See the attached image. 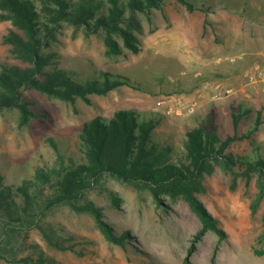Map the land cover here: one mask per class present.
Here are the masks:
<instances>
[{"label":"rangeland","instance_id":"1","mask_svg":"<svg viewBox=\"0 0 264 264\" xmlns=\"http://www.w3.org/2000/svg\"><path fill=\"white\" fill-rule=\"evenodd\" d=\"M214 2L213 13L207 14L200 9L191 12L179 0H168L163 10H154L152 19L141 16L143 29L136 31L141 51L135 53L126 47L123 54L113 57L105 53L102 33L86 34L66 24L51 47L59 54L61 66L86 74L93 70L127 74L143 88L124 85L107 95L92 94V103L26 91L35 101L32 107L44 116L21 126L17 109L0 113V166L7 183L12 182V172H21L14 170L18 161L30 173L35 165L54 163L55 151L46 141L49 136L57 138L69 152L76 151L83 122L97 115L111 116L117 109L163 114L164 122L158 129L162 140L168 139L183 150L186 126L214 105L228 129L233 102L245 100L261 108L264 80L257 77L255 53L264 49V23L260 21L264 15L255 12L263 8L262 0H249L252 15L238 11L245 6L244 0ZM11 27V21L0 20V61L10 59V46L3 38ZM118 40L123 44L121 37ZM256 80L259 91L254 87ZM211 81H224L236 88L210 90L216 86L209 84ZM161 99L163 104L158 103ZM258 138L264 145V123ZM233 149L251 151L252 147L245 141ZM258 181V175L249 180L235 178L222 166L206 175V191L198 196L219 219L225 236L208 230L195 242L188 260V250L202 226L189 203L166 195L158 202L149 189L109 174L87 197L103 208L105 219L118 234L129 232L127 247L110 241L92 214L76 212L68 205L53 209L43 224L54 225L63 235H73L67 244L76 243L81 254L50 245L38 228L31 230L27 244H40L60 264H264V200L256 212L252 210ZM113 194L122 198L119 205L114 203ZM13 246L15 250L1 252L0 264H23L14 259L32 251L21 243Z\"/></svg>","mask_w":264,"mask_h":264},{"label":"trees","instance_id":"2","mask_svg":"<svg viewBox=\"0 0 264 264\" xmlns=\"http://www.w3.org/2000/svg\"><path fill=\"white\" fill-rule=\"evenodd\" d=\"M167 1L0 0V20L12 23L3 38L10 46V59L0 61V113L17 109L21 126L44 116L32 107L35 101L26 96L28 90L71 102L82 98L92 103V94L107 95L124 85L143 88L127 74L103 70L86 74L61 66L59 54L51 47L68 24L76 30L83 29L86 34L102 33L107 56L121 55L126 47L139 53L140 39L136 31L143 29L141 16L152 19L154 10H163ZM179 1L191 12L200 9L209 14L215 9L214 0ZM249 3L244 0L245 6L238 10L242 15L253 14ZM261 5L263 8H256L258 15H264V0ZM118 37L123 39V44ZM230 111V129L220 120V112L215 108L205 116H194L195 123L186 126L183 150H178L173 142L161 138L158 129L163 125V114L136 108L117 109L111 116L97 115L83 122L76 151L69 152L57 138L49 136L46 141L55 151L54 163L35 165L34 172L30 173L18 161L14 170L21 172H12V182L8 183L0 166V257L2 251H13V245L21 243L32 251L15 258V262L60 264L40 244H27L33 228L40 229L50 245L80 253L76 243L67 244L74 239L73 235H63L54 225L43 224L49 213L62 205L92 214L110 241L127 247L131 240L129 232L118 234L105 219L103 208L87 197L106 174L149 189L158 202L166 195L189 203L202 226L186 260L194 251L195 242L208 230L216 231L223 238L225 233L219 219L198 196L206 191L207 174L222 166L235 178L244 176L249 180L258 175L259 192L252 203L253 212L264 200V145L258 138L264 123V105L258 108L239 100L231 104ZM245 141L251 145V151L233 149ZM113 200L119 205L122 198L113 194Z\"/></svg>","mask_w":264,"mask_h":264},{"label":"crops","instance_id":"3","mask_svg":"<svg viewBox=\"0 0 264 264\" xmlns=\"http://www.w3.org/2000/svg\"><path fill=\"white\" fill-rule=\"evenodd\" d=\"M213 13V12H212ZM264 49H261V48H259L258 50H257V52L255 53V55H258L257 57H256V61H259L258 63H255L254 65L258 68V72H260L258 75H257V77L258 78H260V79H262V80H264ZM258 59V60H257ZM255 68V67H254ZM257 72V73H258ZM237 75V74H236ZM260 76V77H259ZM262 77V78H261ZM259 81V80H258ZM211 83H213V84H216V86H213V88H211L210 90H216L217 91V89L219 88V87H230V86H232L230 83H227L226 84V82H224V81H211V82H209V84H211ZM235 83L236 84H238V82H237V79L235 80ZM254 83H255V86L254 87H256L257 89H258V91H259V83L257 82V80L256 81H254ZM264 87V86H263ZM236 87H230V88H228V90H234ZM218 107V106H217ZM212 108H215V109H217L216 108V106L214 105ZM211 108V109H212ZM218 110V109H217Z\"/></svg>","mask_w":264,"mask_h":264},{"label":"built area","instance_id":"4","mask_svg":"<svg viewBox=\"0 0 264 264\" xmlns=\"http://www.w3.org/2000/svg\"><path fill=\"white\" fill-rule=\"evenodd\" d=\"M158 103H159V104H163V103H164V100L161 99Z\"/></svg>","mask_w":264,"mask_h":264}]
</instances>
